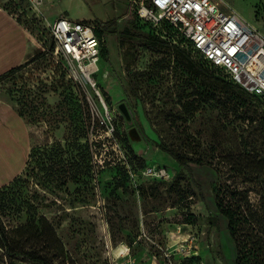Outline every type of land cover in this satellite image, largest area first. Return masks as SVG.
<instances>
[{"label":"rangeland","instance_id":"obj_1","mask_svg":"<svg viewBox=\"0 0 264 264\" xmlns=\"http://www.w3.org/2000/svg\"><path fill=\"white\" fill-rule=\"evenodd\" d=\"M219 1L264 34V0ZM52 3L36 9L28 0H0L27 28L32 47L21 68L0 80V99L22 114L33 141L19 179L0 190V224L14 247L11 256L0 247L5 264H110L120 244L150 256L152 241L187 238L198 257L189 264H238L216 190L248 188L258 203L259 182L237 164L264 171L263 106L242 107L248 97L237 100L242 93L234 87L220 102L208 98L204 65L169 45L150 48L122 34L136 21L133 0L116 17L119 32L105 35L95 77L104 106L89 84L74 90L48 51ZM113 10L111 0H93L74 18L98 23ZM149 24L140 19L132 28L146 34ZM159 143L204 161L180 165ZM149 167L165 168L167 177L148 175Z\"/></svg>","mask_w":264,"mask_h":264},{"label":"built area","instance_id":"obj_2","mask_svg":"<svg viewBox=\"0 0 264 264\" xmlns=\"http://www.w3.org/2000/svg\"><path fill=\"white\" fill-rule=\"evenodd\" d=\"M28 1L38 9V5L46 0ZM133 3L141 20L154 27L169 22L205 59L222 67L246 91L264 95V34L238 11L219 0H133ZM47 26L54 42L52 53L56 61L78 87L89 84L94 89V96L106 106L95 79L98 62L107 47L106 36L97 33L96 25L64 15ZM106 161L107 158L100 161V166ZM146 173L167 177L163 167H149ZM143 235L147 234L142 233L134 243ZM193 241L194 238H187L178 245L168 242L165 246L152 241L150 256L135 255L132 245L123 243L112 248L115 257L110 264H185L197 256Z\"/></svg>","mask_w":264,"mask_h":264},{"label":"trees","instance_id":"obj_3","mask_svg":"<svg viewBox=\"0 0 264 264\" xmlns=\"http://www.w3.org/2000/svg\"><path fill=\"white\" fill-rule=\"evenodd\" d=\"M129 8L134 12V14H136V21L133 20L130 27L124 29L122 31V34L131 39L142 40L144 41V44H146L150 48H155L158 44L169 45L172 49L185 53L188 56L189 63H200L204 65L206 67L205 74L209 75V80L211 81L206 89L209 93L208 98L215 99L220 102V93L224 92V94L227 95V92H231L229 91V87H234L240 90L242 93L241 97H237V100L241 102L245 97H248V99L251 101L249 103H246V100L248 99H245L240 103L242 107L254 106V103H259L264 108V95L246 91L238 83L233 81L229 74L222 67L217 66L209 60L205 59L203 55L194 47V44L169 22L165 21L159 27H153L148 22H146V24H149L152 27L151 30H149L146 34L137 33L134 28L136 26H139L140 18L137 16V9L134 4H131ZM94 25H96L97 33L99 35H106L108 33L115 34L119 32L117 19L99 21L98 24L95 23ZM48 49V51H52L54 49V42H51ZM106 50L107 49L105 48L103 56L106 54ZM21 66L22 65L15 67L9 72L1 75L0 80L14 74L21 68ZM59 66L60 74L68 77L75 90L78 86L67 75V71L62 66V64H59ZM214 82L223 83V86L224 88H226V90L223 91L222 88L220 89L218 86L216 87ZM18 113L22 116L19 111ZM262 114L261 116L263 117L264 115ZM247 116L250 117L251 115ZM158 146L161 150L173 156L180 165L189 167L190 162L202 163L204 161L203 158L194 159L192 157H188L186 154L180 153L179 151L169 147L165 143H159ZM31 155L32 150L27 164L31 158ZM237 167L239 171L243 173V175L256 178L257 182H259V187L255 191L259 196L258 203L254 204L252 202V196L250 195V189L248 188L240 189L236 187L237 189H224L222 186H219L216 190L217 207L228 220L229 231L236 242L238 264H264V171L258 170L257 167H251L249 163L246 164L244 162L241 163L240 167L237 164ZM19 177L15 178L11 183L15 182L17 179H19ZM11 183L0 188V190L8 187L9 185H11ZM228 198H230L229 201H227ZM49 230V232L51 233H56L54 231V228H50ZM0 244V247L4 248L7 254L11 256L14 247L9 239L7 230L1 224ZM3 257V254L0 252V261L2 262V264H5ZM197 260L198 257L194 256L185 261V264H189Z\"/></svg>","mask_w":264,"mask_h":264},{"label":"crops","instance_id":"obj_4","mask_svg":"<svg viewBox=\"0 0 264 264\" xmlns=\"http://www.w3.org/2000/svg\"><path fill=\"white\" fill-rule=\"evenodd\" d=\"M89 1L93 0H52L53 14H56V18L64 15L72 20L92 23L85 17L74 18L75 9H88ZM111 1L114 16L108 20L117 19L120 12L127 8V0ZM31 52L29 31L12 12L0 5V76L23 65ZM32 142L31 131L25 119L11 104L0 99V188L23 173L32 150Z\"/></svg>","mask_w":264,"mask_h":264}]
</instances>
